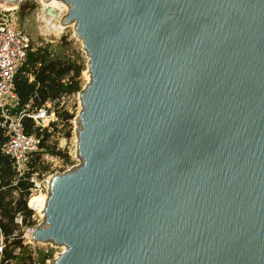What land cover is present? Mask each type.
<instances>
[{
    "label": "water",
    "instance_id": "95a60500",
    "mask_svg": "<svg viewBox=\"0 0 264 264\" xmlns=\"http://www.w3.org/2000/svg\"><path fill=\"white\" fill-rule=\"evenodd\" d=\"M57 1L91 79L48 264H264V0Z\"/></svg>",
    "mask_w": 264,
    "mask_h": 264
},
{
    "label": "built area",
    "instance_id": "2783aa9c",
    "mask_svg": "<svg viewBox=\"0 0 264 264\" xmlns=\"http://www.w3.org/2000/svg\"><path fill=\"white\" fill-rule=\"evenodd\" d=\"M23 1L21 0L19 7ZM19 7L16 10H6L0 5V128L6 139L1 152L12 164L15 174L12 185L16 186L21 180H28L33 184L29 200L37 192L49 191L50 180L40 181L35 178L34 173L27 176L35 156L43 153V134H51L59 121L61 108L64 109L66 105L68 107L72 103L81 106V99L80 92L63 93L55 99H47L38 106V94L35 93L25 105L20 104L15 80L27 63L30 53L34 52V48L32 37L20 26L17 19H14V13ZM71 76L72 74L66 76L62 82H68ZM64 112L66 110L62 113ZM68 114L73 116L71 113ZM26 121H30L33 133H28ZM67 122L63 120L64 124ZM30 210L33 211V215L27 220L24 212L14 213L13 222L10 224L14 230L10 235L6 234L2 225L8 224L9 221L0 213V264H48V247L62 248L51 243L31 241L30 236L34 228L41 225L43 217L37 209ZM38 245H41L43 250H39ZM64 251L65 249L58 256Z\"/></svg>",
    "mask_w": 264,
    "mask_h": 264
},
{
    "label": "rangeland",
    "instance_id": "374dc122",
    "mask_svg": "<svg viewBox=\"0 0 264 264\" xmlns=\"http://www.w3.org/2000/svg\"><path fill=\"white\" fill-rule=\"evenodd\" d=\"M67 8V7H66ZM41 4L39 0H24L20 5L19 9L14 13V19L20 26L32 37L34 52L40 50V55L46 56L47 60L60 61L64 63H73L81 66V74L77 79L81 83V91L85 89L89 80L87 79L86 73L88 72V56L84 50L83 43L76 37L75 26L67 27V29L61 33L48 32L45 23L39 19L41 13ZM67 11L62 13V16L67 15ZM60 21V19L58 20ZM61 22V21H60ZM73 71L71 72L73 76ZM80 91V92H81ZM77 93V92H75ZM79 93V92H78ZM71 113L72 119L64 124L62 113ZM81 112V106L79 104H70L60 109L59 121L53 127L50 137L46 141V149L42 155L35 156L33 163L35 164L34 176L40 181H48L58 173H63L68 169L80 164V160L77 155L78 145V116ZM70 133V136L67 134ZM52 148H55V152H61L62 155H53L50 153ZM64 155L69 157V161H66ZM39 158V159H38ZM79 160V161H78ZM32 163V164H33ZM48 190H44V194L48 195ZM27 199L28 197H24ZM21 199V194L18 191L8 192L7 201H18ZM25 215V213H24ZM4 217V216H3ZM5 218V217H4ZM8 220L7 218H5ZM37 221H35V224ZM26 224V223H24ZM39 250H43L41 245H38ZM49 249V260L58 259V255L61 253L60 248Z\"/></svg>",
    "mask_w": 264,
    "mask_h": 264
},
{
    "label": "trees",
    "instance_id": "16d2710c",
    "mask_svg": "<svg viewBox=\"0 0 264 264\" xmlns=\"http://www.w3.org/2000/svg\"><path fill=\"white\" fill-rule=\"evenodd\" d=\"M46 58V56L40 55V50L30 53L27 63L16 77V91L21 105H25L35 93L38 94L39 101L37 105L40 106L47 99H55L63 93L71 94L82 90L81 83L77 80L81 74V66L73 63L47 60ZM72 71L74 72L73 76L70 77L68 82L63 83L62 80L66 76L71 75ZM62 117L65 122L72 119V116L68 113L62 114ZM26 129L28 133H33L34 130L30 121H26ZM37 134L41 135L39 132ZM67 135L70 136V133ZM43 137L42 149L44 151L46 149L45 143L50 134L44 133ZM5 141L4 133L0 128V213L9 221L8 224L2 223V225L6 234L10 235L14 230L10 227V224L13 222L16 211L24 212L26 220L33 215V211L27 206V199L24 198L29 196L30 188L33 187V184L28 180H21L16 186L12 185V180L15 177L12 164L9 158L1 152V147ZM50 153L63 156L61 152H55V148H52ZM64 157L66 161H69L68 156L64 155ZM34 169L35 164L33 163L30 165L28 177L34 173ZM12 191H19L21 194V199L16 201L15 206H13L14 201H7L8 192Z\"/></svg>",
    "mask_w": 264,
    "mask_h": 264
},
{
    "label": "bare ground",
    "instance_id": "6f19581e",
    "mask_svg": "<svg viewBox=\"0 0 264 264\" xmlns=\"http://www.w3.org/2000/svg\"><path fill=\"white\" fill-rule=\"evenodd\" d=\"M41 4V13L39 19H41L45 23V27L48 32H53L57 34L63 33L67 27L71 26L74 27L75 24H71L69 26H66L62 23V19L64 16H62V13L64 11H67L68 6L60 1L57 0H52V1H46V0H39ZM0 5L2 8L6 10H12L14 8V5H8L0 0ZM67 7V8H66ZM49 8H52L56 11H58L59 17L53 18V17H48L47 14L45 13V10H48ZM16 10V8H14ZM13 9V10H14ZM62 12V13H61ZM60 19V21H58ZM87 79L90 81L91 76L89 71L86 73ZM49 196L47 194H44L43 192H37L28 201V205L30 208H35L37 209L40 214L43 213V211L46 208L47 202H48ZM65 247H62L61 250H64Z\"/></svg>",
    "mask_w": 264,
    "mask_h": 264
}]
</instances>
